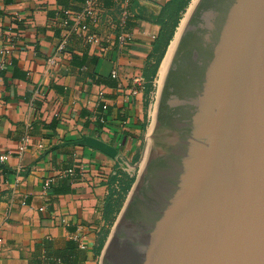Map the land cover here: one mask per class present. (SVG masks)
I'll list each match as a JSON object with an SVG mask.
<instances>
[{"label":"water","instance_id":"95a60500","mask_svg":"<svg viewBox=\"0 0 264 264\" xmlns=\"http://www.w3.org/2000/svg\"><path fill=\"white\" fill-rule=\"evenodd\" d=\"M155 113L100 264H264V0L196 1Z\"/></svg>","mask_w":264,"mask_h":264},{"label":"crops","instance_id":"0c3cea01","mask_svg":"<svg viewBox=\"0 0 264 264\" xmlns=\"http://www.w3.org/2000/svg\"><path fill=\"white\" fill-rule=\"evenodd\" d=\"M170 1L137 0L139 25L129 56L102 55L73 37L62 66L52 68L47 59L64 31L54 15L62 8L80 10L81 1L0 0V152L13 154L0 167V264H50L45 242L51 252L58 251L76 241L79 232L86 234L87 248H81L88 254L84 264H100L112 231L98 255L94 246L106 227L103 211L109 182L93 173L76 174L56 187L67 192L44 194V181L56 170L80 163L101 168L109 176L120 141L123 155L128 160L134 155L143 126L152 120L150 103L142 92L125 104L117 88L95 83L92 74L109 77L116 59L128 84L136 78L144 82L143 69L160 31L156 20ZM110 3L104 0L105 7ZM9 47L11 52L2 56L1 50ZM84 59L82 69L78 63ZM40 88L46 97L38 99L35 93ZM100 90L106 92V110L87 105L88 100L94 104ZM26 134L32 142L19 156L16 148ZM42 206L46 211L40 210Z\"/></svg>","mask_w":264,"mask_h":264},{"label":"built area","instance_id":"2783aa9c","mask_svg":"<svg viewBox=\"0 0 264 264\" xmlns=\"http://www.w3.org/2000/svg\"><path fill=\"white\" fill-rule=\"evenodd\" d=\"M110 7L104 6V0H83L81 2L80 10H72L69 8H62L54 15L55 24L63 28L61 38L54 50V52L47 59V64L52 67L62 66L63 59L68 53L71 39L76 37L81 40L86 47H95L102 55L116 53L119 57H126L132 54V45L136 38V27L130 28V22H134V15L136 14V7L132 0H111ZM154 37V36H153ZM11 52V47L3 48L1 50L2 56H6ZM114 68L111 71V76L119 81L117 90L121 95L123 102L129 104L144 89V82L140 78L132 79L131 85L125 81L119 71V63L115 59ZM3 66V61H0V68ZM36 97L38 99L46 97V91L40 88L36 90ZM87 105L95 108L102 107L103 110L108 108L106 101V92L100 90L96 94L94 104L88 100ZM152 109V108H151ZM31 136L26 134L18 142L16 154L22 156L31 145ZM123 143H118V158L114 159L117 163L118 169L128 172H134L135 169L131 167L130 161L123 155ZM12 152H0V167H5ZM55 175L48 177L44 181L43 193L47 194L52 185L58 180L69 178L73 175L79 174L81 177L93 173L101 181H106L108 176L101 168L95 169L85 163H80L74 168L59 169L55 171ZM41 211H46V206L40 208ZM54 216V215H53ZM56 219V217H53ZM62 224H68L67 220L60 218ZM74 239L82 249L87 248L86 234L79 232L74 236Z\"/></svg>","mask_w":264,"mask_h":264},{"label":"rangeland","instance_id":"374dc122","mask_svg":"<svg viewBox=\"0 0 264 264\" xmlns=\"http://www.w3.org/2000/svg\"><path fill=\"white\" fill-rule=\"evenodd\" d=\"M185 1L186 0H177L173 8H168V10L164 12L165 18H164V24L162 25L163 29H161L162 31H160L162 33H161V38L159 40V44L161 45V47L162 46L164 47V45L168 42L167 47H166L167 49L164 55L162 56V58L153 60V67L149 71L150 75L153 74V77L150 80L151 88H150V92L148 96V102L150 103L151 108H152L151 109L152 120L150 122H147V126L140 136V140L137 144L135 153L133 156H130L129 161H130L131 167L135 169L134 172H128L124 170V172H127V173L122 174L121 178L116 182V186H115L116 188L114 190L113 197H114V203L116 204L118 213H116L113 219L111 218L110 221L106 223L105 229H109V232H110V229L113 228L121 210L123 209L127 201V198L132 190L136 177L144 165L143 162H146L147 147L150 141L149 137H151L150 136L151 131L154 130V127L156 125V119H155L156 99L158 96L160 85L162 84V81L164 78L161 75L163 62H165L164 60H166L168 56V53H169L168 51L170 47H172L171 44L177 38V35L179 33V30H180V27L183 21L186 20L187 16L190 13L191 8L196 2V0H190L188 4L184 7L182 5L186 3Z\"/></svg>","mask_w":264,"mask_h":264},{"label":"trees","instance_id":"16d2710c","mask_svg":"<svg viewBox=\"0 0 264 264\" xmlns=\"http://www.w3.org/2000/svg\"><path fill=\"white\" fill-rule=\"evenodd\" d=\"M81 2L83 0H80ZM111 3L108 7H110L112 5V1L109 0ZM134 3V6L137 8V0H132ZM177 0H171L170 2H168L161 10V13L158 15L157 17V24L160 26V31H162V25L164 24V18H165V14L164 12L166 10H168V8H173V6L175 5V2ZM190 0H186L182 6H186L188 4ZM108 2V1H107ZM136 14L134 15V22H130V28L136 27L139 25L138 20L135 18ZM158 33V35L154 38L153 42H152V51L151 54L149 55V58L144 66L143 69V78H144V98L146 99L147 103L148 102V96H149V92H150V80L153 77V74L150 75L149 71L150 69L153 67V60L154 59H159L162 58V56L164 55L165 51H166V47L168 42L164 45V47L162 48L161 45L159 44V40L161 38V33ZM94 62H96V60H93ZM80 66H82L81 68L84 69L86 68V62L85 59L81 62L78 63ZM92 78L94 80L95 83H102L105 84L108 87H113V88H117L119 81L117 79H114L111 74L109 77H102V76H97L95 74H92ZM132 82V80H131ZM130 82V85H131ZM102 109V107H101ZM103 110V109H102ZM122 121L125 120V116L121 117ZM147 123L143 126V130L146 128ZM127 173L124 172V170L122 169H118V167L116 166L114 168V170L111 172V174L108 176L107 181L109 182L110 185V193L106 199L105 202V206H104V220L107 223L108 221H110V219L113 217H115L116 213H118V210L116 208V204L114 203V190H115V186H116V182L121 178L122 174ZM70 178V177H69ZM69 178H65L62 180H58L55 184L52 185L51 187V191L54 190L55 193H59V192H67L69 189H65L62 191L57 190V186L62 183L63 181L69 179ZM106 182V181H105ZM109 233V229H103L102 232L100 233V238L99 241L96 242L94 249L95 252L99 255L101 253V250L105 244V239H106V235ZM45 247L48 251V256L46 257L48 259V262H50V264H84L86 262V260L88 259V254L86 253L85 250H82L79 247V244L74 241L71 240L69 242H67L66 246L64 249L58 250V251H54L51 252L52 248L49 242H45ZM50 248V251H49Z\"/></svg>","mask_w":264,"mask_h":264},{"label":"bare ground","instance_id":"6f19581e","mask_svg":"<svg viewBox=\"0 0 264 264\" xmlns=\"http://www.w3.org/2000/svg\"><path fill=\"white\" fill-rule=\"evenodd\" d=\"M197 1V0H196ZM196 3V2H195ZM194 3V4H195ZM194 6V5H193ZM193 8V7H192ZM192 8H191V10H192ZM191 10H190V12H191ZM188 17V16H187ZM187 19V18H186ZM185 21L186 20H184L183 21V23H182V25H181V27H180V29L182 28V26H183V24L185 23ZM180 31V30H179ZM179 34V33H178ZM178 36V35H177ZM177 39V38H176ZM176 39H175V41L171 44V46L172 47H170V49H169V53H168V56H167V58H166V60H164L165 62H163V66H162V70H161V75L164 77V74H165V72H166V69H167V66H168V64H169V61H170V58H171V56H172V54H173V51H174V48H175V46H176ZM166 57V56H165ZM161 76V77H162ZM155 119H156V117H155ZM152 133H153V130L151 131V134H150V136L152 135ZM149 138H151V137H149ZM147 157V156H146ZM144 164H145V162H143Z\"/></svg>","mask_w":264,"mask_h":264}]
</instances>
